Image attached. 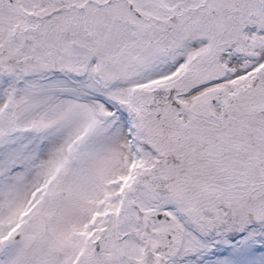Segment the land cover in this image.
<instances>
[{
	"label": "snow or ice",
	"instance_id": "1",
	"mask_svg": "<svg viewBox=\"0 0 264 264\" xmlns=\"http://www.w3.org/2000/svg\"><path fill=\"white\" fill-rule=\"evenodd\" d=\"M0 264H264V0H0Z\"/></svg>",
	"mask_w": 264,
	"mask_h": 264
}]
</instances>
